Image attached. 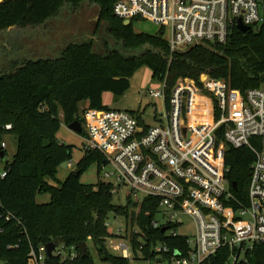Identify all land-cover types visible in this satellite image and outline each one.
Instances as JSON below:
<instances>
[{"label":"trees","instance_id":"1","mask_svg":"<svg viewBox=\"0 0 264 264\" xmlns=\"http://www.w3.org/2000/svg\"><path fill=\"white\" fill-rule=\"evenodd\" d=\"M82 1L0 0V33L42 26L64 6L76 8ZM89 1L99 8L105 39L97 37L96 31L87 41L63 42L58 54L51 57H23L0 67V146L7 134L17 141L16 154L3 168L5 177L0 178L2 264H27L31 250L56 242L79 252L76 260L62 264H95L89 243L96 248L101 263L130 264L106 249L109 233L105 222L109 215L137 224L146 242V258L153 256L149 249L156 244L184 250V238H173L151 227L156 199H145L136 213L129 200L125 206L112 203L109 184L100 180L95 185L80 182L91 164H102L101 154L84 151L76 171L58 182L57 171L63 163H70L72 147L60 144L56 133L61 124L68 127L77 121L82 126L81 103L90 110H109L103 105V94L122 97L130 89L132 75L144 66L152 79L165 81L168 90L178 79H190L200 86L202 75L225 80L230 88L241 92L264 84V26L246 33L235 28L222 45L170 52L161 36L135 33L132 23L124 26L112 12L115 0ZM6 125H11V130H5ZM223 130L216 132L218 140H222ZM252 161L253 155L246 149L226 150V179L231 187L235 184L231 191L238 200L245 199ZM38 194H48L49 202L37 204ZM81 243H86L85 258L79 251ZM133 243L137 244L136 237ZM227 257L228 251L221 249L208 264H226ZM48 262L60 264L53 256ZM235 264H264V246L256 247L245 262Z\"/></svg>","mask_w":264,"mask_h":264},{"label":"built area","instance_id":"2","mask_svg":"<svg viewBox=\"0 0 264 264\" xmlns=\"http://www.w3.org/2000/svg\"><path fill=\"white\" fill-rule=\"evenodd\" d=\"M112 12L123 21L156 25L170 52L225 44L239 22L254 31L264 26V0H115ZM160 83V89H149L144 96L149 105L153 100L163 104L165 113L155 114L154 126L143 122L140 111L88 109L83 150L103 156L102 182L110 185L112 196L126 190L136 213L145 199H156L151 227L184 238L186 248L156 244L149 249L153 256L146 258V242L136 223L129 234L126 226L112 231L106 247L114 256L144 264H208L221 249L228 251L226 264L245 262L256 247L264 246V84L241 92L206 75L200 86L178 79L168 90L165 81ZM220 128L222 140L216 136ZM0 147L4 151L5 143ZM228 147L253 155L244 200L236 198L226 179ZM5 175L0 171V178ZM180 216L194 221L192 239L177 233L183 226ZM105 226L110 230L108 219ZM63 248L67 255L60 264L78 258L73 246L64 245H55L51 256L61 259ZM48 259L46 246H41L31 250L27 264H50Z\"/></svg>","mask_w":264,"mask_h":264},{"label":"rangeland","instance_id":"3","mask_svg":"<svg viewBox=\"0 0 264 264\" xmlns=\"http://www.w3.org/2000/svg\"><path fill=\"white\" fill-rule=\"evenodd\" d=\"M68 11V14L66 12ZM55 30H57L58 36L61 38L54 40V42H81L87 41L88 38L93 37L95 32L97 37L104 36V25H102L99 17V8L95 4L91 3L89 0H83L82 3L74 8L72 6H64L60 12L53 16L50 21H48ZM132 27L135 33H142L151 36H159V28L147 21L139 20L132 23ZM25 36V35H24ZM64 36H66L64 38ZM21 36L16 35L11 39L13 45L10 42H6L4 38H0V67L5 68L8 62L7 59V47H14L16 52L19 53V57L30 56L32 49L31 45L20 41ZM106 37L104 36L103 39ZM112 46V44H111ZM113 47V46H112ZM115 48H118L117 46ZM37 52L36 57H40L41 54L39 50ZM161 83L157 80L152 79L151 71L147 67L139 68L130 78V89L119 98H115L110 93H105L102 97L103 105L106 106L110 110L115 111H129L133 113H138L140 110L141 100L144 99L145 93L149 89H160ZM88 110L87 106L80 105L79 116L83 118L84 112ZM164 107L162 102L159 100L151 101V104L146 108L145 112L140 115L143 122L148 126H154L156 124L154 116L155 114L164 115ZM56 139L60 144H64L65 146L72 147V158L67 168L60 167L57 171L56 179L58 182H63L71 173H74L77 169V163L83 158L84 150L83 144L84 141L82 139L81 134H76L70 131L67 126L61 124L57 133ZM6 145L4 159L0 161V171L3 170L6 164H10L13 160L14 155L17 150V141L14 135L7 134L4 136L3 141ZM106 171H110L109 167L105 168ZM102 170L98 167L97 163L91 164L86 171L80 176V182L84 185H95L98 180L104 181L102 176ZM50 182L53 185H57L56 183ZM48 194H38L36 196L37 204H45L49 202ZM128 202L127 191L123 190L118 194L113 196L112 203L116 206H125ZM108 223L110 224V230L107 229L110 235L113 234L112 231H116V228L121 227L124 228L126 234H129L131 228L133 227V223L127 222L125 223L124 219L121 216L114 218L113 215L108 216ZM181 221L183 222V226L181 228H177L176 231L180 235H185L190 239L193 238L195 234V224L194 221L188 216H180ZM160 220V217L157 218ZM134 228V227H133ZM121 234V233H120ZM56 246L63 245L62 242L54 243ZM106 246V241L104 242ZM65 246V245H64ZM88 251L90 255L93 257L95 264H106L101 263L97 256L96 248L92 244H88ZM66 247V246H65ZM68 248V247H66ZM107 249V247H106ZM108 251V249H107ZM109 252V251H108ZM112 254V253H110ZM67 251L63 248V253L61 259L58 261L62 262L66 258ZM113 255V254H112ZM60 262V263H61ZM0 264H2L0 262ZM130 264H144V262L139 260H131Z\"/></svg>","mask_w":264,"mask_h":264},{"label":"crops","instance_id":"4","mask_svg":"<svg viewBox=\"0 0 264 264\" xmlns=\"http://www.w3.org/2000/svg\"><path fill=\"white\" fill-rule=\"evenodd\" d=\"M66 14H68V11L66 12ZM53 27L54 26H52V24L47 22L42 26L34 27V28L28 27L22 30L15 28L8 29L7 31L0 33V38H4L6 42H10L13 45V42H11L13 36L20 35L21 36L20 41L23 43L25 42L26 45L30 44L32 49L31 55L30 56L26 55L24 57H29L32 59L39 58L36 57L37 55V52H35L36 50L41 51L39 52L41 54L40 57H51L53 55L58 54V51L60 50V42H54V40H56V37L57 39L61 38L60 36H58L57 30H55V28ZM65 37L66 36H64V38ZM6 47L8 52L7 63L14 62L19 58H23L21 56L19 57L20 52L17 53L14 47H8V46ZM104 95L105 94H103V96ZM80 105L86 106V103H81Z\"/></svg>","mask_w":264,"mask_h":264},{"label":"water","instance_id":"5","mask_svg":"<svg viewBox=\"0 0 264 264\" xmlns=\"http://www.w3.org/2000/svg\"><path fill=\"white\" fill-rule=\"evenodd\" d=\"M130 24L129 21H124L123 22V25L124 26H128ZM237 29L242 32V33H246L247 31H249V28L248 27H245L243 26L240 22L238 23L237 25ZM149 105V102L147 99H143L141 101V105H140V114H142L144 112V110L148 107ZM70 131L76 133V134H81L82 133V126L79 122L75 121L73 123H71L68 127H67ZM4 155H5V152L4 151H1L0 152V159L3 160L4 159ZM62 168H67V164L66 163H63L61 165ZM74 176H78V173H75ZM232 188L235 189V184H232ZM165 228L161 229V232L164 233L165 232ZM79 251H80V254H81V257L82 258H85L87 257V247H86V243H81L79 244ZM55 248V245L53 243H50L46 246V249H47V256L50 257L51 256V253L53 252Z\"/></svg>","mask_w":264,"mask_h":264}]
</instances>
